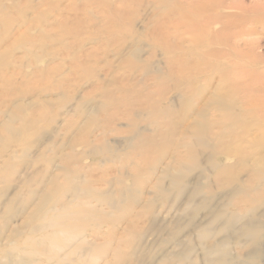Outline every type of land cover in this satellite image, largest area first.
Wrapping results in <instances>:
<instances>
[{
	"label": "bare ground",
	"instance_id": "1",
	"mask_svg": "<svg viewBox=\"0 0 264 264\" xmlns=\"http://www.w3.org/2000/svg\"><path fill=\"white\" fill-rule=\"evenodd\" d=\"M67 1L72 4L61 7L62 2ZM146 1L152 2L157 9H164L163 19L160 18L159 11L149 19L151 22L146 25L148 31L140 34L135 32L137 15L139 8ZM48 4L50 5L48 10L38 12L33 0H0V81H2L0 117L3 116L0 156L13 142L19 143L22 147V152L19 151L17 157L9 156L0 170V184L4 186L0 187V207H4L0 220L5 219L9 223L16 217V210L14 211L12 206H15L17 199L15 200V195L12 197L9 195L17 187L24 185L26 193L21 203L17 204L26 208L27 203L29 205V202L34 201L32 211L23 219L28 225L35 219L39 221L37 227L33 225L32 228L43 233L42 239L52 241L54 234L62 230L75 232L73 239L65 247L61 245L56 248L53 244L50 246L53 252H57L54 258L47 256L48 262L56 261L54 264H64L68 261L70 254L62 253H65L66 246L80 235L81 219L77 218L82 214L77 212L74 215L66 211L71 209V201L68 205L60 204L67 205L62 206V210L50 205L60 203L56 202V193L62 186L64 187L60 181L63 174H75V171L65 164L68 159L71 158L70 161L73 159L72 155L65 154L64 151H67L69 146L73 151L78 143L73 139L67 141L66 138L60 142L57 140L60 135L45 139V133L39 132L37 136L40 135L39 138L46 142L43 147L35 150L34 154L45 157L48 148L46 144L55 143L58 153L55 156L57 155L58 159L49 162L59 163L56 172L37 171L38 175L30 173L23 182L15 180L14 184L7 181L9 180L6 178L7 168L15 162L16 166L36 169L41 163L40 157L30 159V154L38 145L36 142L28 143L27 140L33 125L45 123L46 114L51 113L55 107L64 109L67 104L72 103L71 112L75 114H78L80 108H88L82 119L85 123H91L98 120V113L107 107L119 109L122 106L137 113L134 121L131 120L135 131L133 128L134 136L130 146L141 142L166 144L168 141V143L178 141L181 150L175 151L172 163L187 159L179 169L172 168L173 164H166L162 169L158 187L162 184L168 192L179 189L176 192L179 196L183 180L197 172L196 177L186 183L193 187L191 191L193 193L185 204L188 207L207 208L208 202L205 198L199 202L201 206L197 203L203 191L211 189L210 176H205L207 172L216 181L217 189L221 193H226V197L230 199L228 205L219 207L211 214V220L207 224L198 226L201 227L198 237L206 240L211 236L212 227L220 222L223 225L219 234L226 232L224 235L227 238L212 245H204L206 257L216 256L205 260L204 264H229L230 259L226 251L230 239H246L250 247H253L254 256L260 254L264 241V215H259L260 208L264 206V200L261 198L264 194V71L255 69V64L261 63L260 60L250 59L248 63H240L237 62L236 56L250 58V50L244 40L249 33L242 25L244 21H250L251 13L264 14V2L251 9H246L242 4L239 6L242 13L235 12L236 5L239 4H234L233 0H173V3L171 0H56ZM222 10L229 12L223 13ZM54 12H57L56 17L51 20L49 17L54 15ZM14 13L16 14L13 15ZM41 23L46 25L42 26ZM215 26L220 28L216 30ZM58 29L60 31L68 29V33H63V36L53 34ZM181 30H184L183 34ZM33 31L37 32L36 36L32 35ZM184 35H188L190 47L185 45ZM68 37H71L72 41L66 39ZM239 42H242L247 52L240 49ZM88 45L90 47L86 48ZM144 45L149 47L150 52L146 53ZM63 49L72 51L67 53L63 52ZM157 51L165 56L164 62H158L156 59ZM16 54L19 56L16 57ZM224 59L227 61H221ZM42 60H48L46 65H40ZM234 74L236 75L233 77ZM212 75L216 77L214 80L211 78ZM13 79L22 81L17 85L13 83ZM70 79H80L84 82L83 89L78 88L81 85L72 83L71 86L77 88L72 99L66 93L71 88H63L65 82ZM201 80L204 84H201ZM212 80L216 82L213 85ZM50 81L51 84L48 83ZM162 83L169 85L167 90L159 89V84ZM115 94L119 96L114 98ZM170 95L176 99H169ZM100 96L102 98L97 99ZM49 97L55 99L51 101L52 99L48 100ZM66 114L69 115L70 111ZM156 116L174 118L167 128L170 140L161 129L153 135H148V130L136 132L138 127L160 125L154 120ZM56 117L58 118V115ZM100 139L99 141L102 140ZM23 141H26V146L23 145ZM243 146L248 147L249 151ZM106 151L115 153L109 148ZM204 156L207 158L201 161ZM233 159L237 163H226V160ZM24 161L27 162L26 165ZM244 174L247 175L246 179H243ZM47 175H50L47 179L36 180ZM79 180L80 178L72 181V187L70 186L74 193V201L77 202L78 198L85 194L94 197L97 192L80 188ZM136 192L134 189L128 193L129 195L125 193L123 198L126 196L128 202L136 203L138 201ZM4 195L5 200L2 198ZM108 195L111 196V193ZM31 197L33 199L29 201ZM107 200L110 208H113V202L110 198ZM237 204L243 206L244 213L227 211L228 206ZM141 210L148 211L146 207H142ZM65 214L77 224H72L73 226L66 229L60 220ZM238 224L240 228L235 229V225ZM2 227L0 228L3 229ZM15 229L7 238L12 244H15L13 243L14 234L17 232ZM0 237L2 240L1 235ZM83 243L87 245L86 242ZM83 243L78 249L83 248ZM183 245L178 243L182 250L173 256L170 255L171 257L167 256L169 254L165 255L160 259L161 263L197 264L198 262L191 258L192 249ZM101 249L104 254L108 251L107 246ZM37 253L44 256L43 252ZM137 255L135 253L131 256L136 260ZM5 256L3 259L0 258L2 260L0 264L37 263L31 259L34 256L32 252L26 250L17 252L14 245L11 249L5 250ZM91 258V264H95V252H91ZM128 259L126 255L121 261L125 263ZM156 262L154 261V264ZM137 264H141L138 259Z\"/></svg>",
	"mask_w": 264,
	"mask_h": 264
},
{
	"label": "rangeland",
	"instance_id": "2",
	"mask_svg": "<svg viewBox=\"0 0 264 264\" xmlns=\"http://www.w3.org/2000/svg\"><path fill=\"white\" fill-rule=\"evenodd\" d=\"M51 1H56V0H33V4L35 8L38 9L39 12L42 10H48L50 8V5L48 3ZM233 1L234 4L237 3L239 4L236 5L237 8L235 9L236 13L239 12L242 13L239 7L242 4L246 6V9H251L254 8L256 5H258L259 3L264 2V0H233ZM62 3L63 4L61 7L65 5L70 6L72 4V3L69 4L68 1ZM151 3L146 1L143 4V6L139 8V14L137 15V21H136L137 24H136L135 32L142 34L148 31L146 30V25L150 24L151 21L149 19L154 15H156L159 11H161L160 18L163 19L164 9L161 10L157 9ZM171 3H173V0H171ZM222 12L227 13L229 11L222 10ZM15 14L16 13H14L13 15ZM53 14L54 15L49 17L51 20L54 19V17H56L57 12H54ZM34 17L35 16H33V18ZM249 19L250 21L248 20L244 21L245 23L242 25V27H245L249 33V35L244 37V40L246 41L247 47H249L250 58L248 57L238 58L236 56V59L237 62L240 63H248L250 62V59L260 60L261 63L255 64L256 67L255 69L259 70L260 72H263L264 71V14L251 13ZM46 23L45 24L41 23L40 25L45 26ZM219 28L220 26H215L216 30H218ZM184 30L180 31L181 34H183ZM35 31L32 32L33 36H36L37 34V32ZM63 33H68V29L67 30L62 29V31L58 29V31L53 32V34H59V35L62 34L61 36H63ZM184 38H185V45L187 47H190L191 43L188 35H184ZM66 39L72 41L71 37H68ZM239 45H240V49H242L244 52H247L245 47L242 45V42H239ZM89 47L90 46L88 45L86 48ZM143 47L145 48L146 53L147 51L150 52V49L149 47H147V45H144ZM71 51H72L71 49H63V52L69 53ZM15 56L17 57L19 56V54H16ZM156 59L158 60V62L160 61L164 62L165 56L161 52L157 51ZM212 59H214L215 61H219L217 58H212ZM221 61H227V60L224 59ZM47 62L48 60H42L40 62V65L44 66L46 65ZM191 62L193 63L192 59ZM64 64L66 63L64 62ZM235 75L236 74H234L233 77ZM211 78L213 79L216 77L212 75ZM213 80H212V85L216 83ZM21 81L22 80L13 79V83L17 85ZM0 83L2 84V81H0ZM48 83L51 84L52 82L50 81ZM72 83L81 85L78 88L83 89L84 87V82H82V80L80 79L79 80L70 79L69 81H66L65 84L63 85V88H67V87L71 88L66 92L70 99H72L74 91L77 90V88H73L71 86ZM43 84H45V82H43ZM163 84L165 83L159 84L160 88L159 87L157 88L167 90L169 85L168 84L163 85ZM201 84H204L203 80H201ZM117 96L119 95L115 94L114 98H117ZM173 97L174 96H171L169 99H173ZM100 98L102 97L100 96L97 99ZM49 99L51 100L52 97L51 98L49 97L48 100ZM54 99H52L51 101H53ZM162 105H164V103ZM71 106L72 103L67 104L66 108L64 109L55 107L54 110L51 111V113H47L46 114L47 121L45 123L42 122L40 124L36 123L35 125H33L32 129L30 130L32 132L27 140L28 143L36 142V145H38L37 148H35L30 154V159L40 157L37 153L34 154V152L35 150H38L41 147H43L44 143L46 142V140L39 138L40 135L37 136L39 132L45 133V139L46 138L49 139L53 135H60L59 138L57 137V140H59L60 142L62 141L63 138L64 139L66 138L67 141L68 139L69 140L73 139L75 143L76 142L78 143L77 147L75 146L73 151L70 150V146L67 147L66 149L67 151H64L65 154L71 153L70 155H72L73 159L71 161H70L71 158L68 159L65 162V164L70 166V168L73 169V171H75V174L74 173L73 174L69 173L65 175L63 174L62 177L64 178L62 179L61 177L60 181L64 184V187L62 186V188H60V190L57 191L56 193V202L60 201V203L58 205L56 203L54 204L52 203L50 205V207L54 205L55 207L62 210L63 209L62 206H67L68 204H70L69 202L71 201L72 203L70 206L71 209L70 210L68 209L66 211L67 212L70 211V213L74 215L77 212H80L82 214L81 217L79 216L77 218L79 220L81 219L79 222L80 223L79 227H81L80 235L76 237V239L73 240L71 244H68L66 246L65 253L64 252L62 253V255L70 254L68 261H65L64 264H91L92 261L91 252H95L96 254V261H94L95 264H126V263L137 264V259L140 260L141 264H154V261H157L156 264L158 263L163 264L161 263L160 259L163 258L165 255L169 254L167 255L168 257L170 255L173 256V254L179 253L182 250L181 248H179L178 243L182 245L184 243L183 245L184 247L188 246L187 248L192 249L191 258L192 260H194V262H198L197 264H204L205 260H209L210 258L216 257L215 255L206 257L204 255L203 247L204 245L206 246L212 245L214 242L221 241L224 238L225 240L227 239L226 235H224L226 232L224 234L223 233L219 234L220 228L222 227L223 224L220 222L216 223L212 227L213 231L211 232L210 238L206 240H201L198 237V232L200 231L202 225L207 224V222L211 220V214L217 209H219V207L222 208L223 206L228 205L230 199L226 197V193H221L220 190L217 189L216 181L211 176V174L207 172L205 173L206 177L210 176L209 183L211 184V189L203 191V193L197 199V203L198 205H200L199 202H201L205 198L206 201L208 202V207L207 208H203V207L196 208L194 206L188 207L186 206L185 201H187V199L191 197L192 195L191 193H193L191 192L193 187L192 186L190 187L186 183L191 182L192 179H194V177H196V175L198 174L197 172L191 174L190 176H187L183 180L182 184L180 185L179 196L176 195V192H178L177 190L179 189L173 190L172 192H168V189L164 187L162 184L161 185L159 184L160 187H158L157 185L158 183H160L161 172L162 169L166 166V164H173L172 168L176 167V169H179L180 167H182V165H184L187 162V159H184V161L182 162L172 163L173 157L175 156L174 155L175 151L181 150L178 141L175 143H168L169 142L168 141L166 144H164L163 141H162L163 143L161 144L141 142L140 144L139 143L131 144L132 146H130L131 143L130 141L134 136L132 134V129L134 128V126H132L131 120L134 121V118H136L135 115L137 113L135 112L133 113L132 110H128L122 106H120V108L123 111L120 108L118 109L109 106L107 107L106 110L104 109V111L102 110L101 113H98V120L92 121L91 123H85L84 122L85 120H83L82 118L84 117V113L88 111V108L85 107L80 108L78 114L76 113L77 115H79L77 116L74 112H71L72 111ZM68 111H70L69 115L66 114L68 113ZM57 115L58 118L56 117ZM2 117H0V132L2 129V122H3ZM100 117L102 119H100ZM52 120H55V122H53ZM154 120H156L155 122L159 123L160 125L158 126L153 125L152 127H148V128L138 127L136 129V132L148 130L149 131L148 135H153L154 132L158 133V130L161 129L166 133L165 135H167V139L170 140L169 139L170 133H169V129L167 128L169 127V125H171V122H173L174 118L171 116L168 117L156 116ZM80 126L83 128H81ZM91 126L92 129H90ZM87 128L92 132L88 131ZM80 130L82 134L80 133ZM136 132L135 134H137ZM77 135L78 137H75ZM103 136L105 141L103 139ZM99 138H101L102 140L100 139L101 141H99ZM25 143L26 141H23L24 146H26ZM46 145H48V148L46 149L47 152L45 154V157L43 156L40 157L42 160L36 169H32L30 167L24 168L21 166H16L14 162L7 168L6 178L9 179L7 181L9 182L12 181L14 182V184L16 181L19 182V180L23 182L25 180L24 178L30 175V173H36L37 171H41V172L44 171V173L56 172V168L59 165V163L57 162L56 164L54 163L50 164L49 161L53 160L54 162L55 158H57V155L55 156V154H58L56 153L57 146H55V143H50V142ZM243 147L246 148V151H249L248 147L246 146ZM21 148L22 147L19 143L17 142L11 143V146L7 150H5L0 156V170L4 166L3 165L4 161L7 160L9 156L17 157L16 155L18 154V152L19 151L22 152ZM107 148L114 150L115 153H107L106 151ZM101 150L103 152H101ZM219 157L220 156H218V159ZM206 158L207 157L205 156L202 157L201 161H204ZM44 159L46 161H44ZM26 161L29 162L31 160H26ZM27 162H25L24 165H26ZM226 163H237V161L235 159L226 160ZM38 174L39 173H36L35 175ZM75 175H77V177ZM48 177H50V175H47L44 178L43 177L36 178V180L38 181L40 179H47ZM71 177H73L74 180H78L80 178L79 180L81 183L80 188L91 190L97 193L94 194V197L92 196L90 197L86 194L84 196H80L77 202H75L73 197L74 193L72 190H70L71 183L72 181H74ZM246 178L247 175L244 174L243 179ZM65 183L67 185H65ZM22 186L23 187H17L13 191V193L9 195L10 197L15 195V200L16 199L18 200L15 201L16 202L15 206H12L13 210L14 209L16 210V211L14 210L16 213V217L12 218L9 223L5 219H2L4 222L0 220L1 221L0 224L4 225L3 227L2 225H0V227L3 228V229L0 228V235L2 236V240L0 237V258L1 259L5 258L6 257L5 250L11 249V247L14 245L17 247V252H22L25 250L26 252H32V255L34 256L31 259L32 261H36L37 262L36 264H40V263L54 264V262H56L55 260L48 262L49 260L47 259V256L49 258L50 257L54 258L55 254L57 253V252H53V250L50 249V246L53 244L52 241L46 240L45 238L42 239L43 233L36 232L33 229L34 226L37 227L39 221L37 222V220L35 219V221H33L30 225H28L26 221H24L23 219L24 216H27L32 211V206H33L32 204L34 201L29 202L33 199L31 197L30 200L28 201L29 205L27 203L26 208L24 205H21L24 206L26 210L23 207L21 208V206L17 204V202L21 203V200L23 199L22 197L24 196V193H26L25 186L24 185ZM0 187H4L3 184H0ZM134 189L135 191H137L135 194L138 196V201L136 203H130L125 198L126 196L123 198V194L127 193L126 195H129L130 192ZM116 192L118 195L116 194ZM107 193L108 194L111 193V196L108 195ZM105 196L106 198H104ZM2 198L3 200H5L6 195H4V197L2 196ZM109 198L110 201L113 202L114 205L113 208H110L109 201L107 200ZM261 198L262 200H264V194H262ZM62 203H66L67 205L66 204L60 205ZM142 207H146L148 211L143 212L141 210ZM0 209H1L0 211H2L0 212V216H1L3 215L4 207H0ZM227 211H229L230 213L245 212L243 206L239 204L235 206H228ZM259 213H261L259 214L260 216L264 215V206L260 208ZM66 216L67 214H65V216L62 219H60L63 222L66 229H69L68 227L77 224L75 221L70 220L69 216L67 217ZM235 227H236L235 229L240 228V224H238V226L235 225ZM15 228L17 229L16 234H14V240L16 242L13 241V243L15 244H12L11 241L10 242L7 241V238L10 236L9 234L13 233V230ZM33 231H34L33 233L34 235L32 234ZM71 234L73 236L75 235V232L73 231L71 232ZM83 242H86L87 245ZM81 243H83V248L80 250L78 248L79 245H81ZM262 244H263L262 251H260V254L254 256L253 247H250L251 245L248 244V241L246 239L241 238V239L228 240V248L226 252L228 253V257L230 259L228 260L230 262L229 264H264V241L262 242ZM65 245L66 244H62V246L64 247ZM103 246H107L108 249V251L105 254L101 249ZM191 246H193V248ZM44 250L46 251L44 252ZM37 252H43L44 256L38 254ZM76 252L79 254H77ZM135 253L138 254L136 260H134V258L131 256L132 254ZM126 255L128 256L129 259L125 261V263H123L121 261V258ZM117 257L120 258L118 259ZM1 259L0 261H2Z\"/></svg>",
	"mask_w": 264,
	"mask_h": 264
},
{
	"label": "clouds",
	"instance_id": "3",
	"mask_svg": "<svg viewBox=\"0 0 264 264\" xmlns=\"http://www.w3.org/2000/svg\"><path fill=\"white\" fill-rule=\"evenodd\" d=\"M73 236L70 231H59L52 238L53 246L59 248L62 244L70 243Z\"/></svg>",
	"mask_w": 264,
	"mask_h": 264
}]
</instances>
